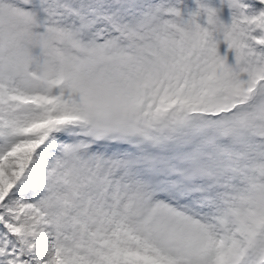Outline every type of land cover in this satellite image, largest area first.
<instances>
[{
	"label": "snow or ice",
	"instance_id": "obj_1",
	"mask_svg": "<svg viewBox=\"0 0 264 264\" xmlns=\"http://www.w3.org/2000/svg\"><path fill=\"white\" fill-rule=\"evenodd\" d=\"M0 264H264V0H0Z\"/></svg>",
	"mask_w": 264,
	"mask_h": 264
},
{
	"label": "rangeland",
	"instance_id": "obj_2",
	"mask_svg": "<svg viewBox=\"0 0 264 264\" xmlns=\"http://www.w3.org/2000/svg\"><path fill=\"white\" fill-rule=\"evenodd\" d=\"M191 2V0H189V3ZM224 19H225V21L227 22L228 20H229V15H228V13H227V10H225V13H224V17H223ZM222 46H223V43L220 45V51L222 52V53H224V51L222 50Z\"/></svg>",
	"mask_w": 264,
	"mask_h": 264
}]
</instances>
